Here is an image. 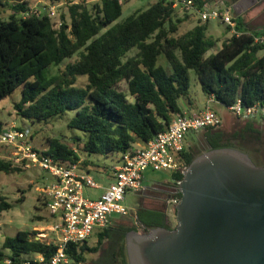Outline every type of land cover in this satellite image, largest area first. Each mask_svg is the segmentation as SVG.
<instances>
[{"label": "trees", "instance_id": "1", "mask_svg": "<svg viewBox=\"0 0 264 264\" xmlns=\"http://www.w3.org/2000/svg\"><path fill=\"white\" fill-rule=\"evenodd\" d=\"M63 1L48 0L47 13L31 11L27 2L13 4L10 18L0 17V101L21 88L22 97L14 104L20 116L31 122H47L71 111L68 125L83 132L73 137L74 146L49 137L45 154L74 163L80 160V152L125 153L137 141L148 142L165 131L177 115L185 114L181 100L191 97V70L198 74L203 91L226 106L239 98L245 106L264 102V54L259 55L264 44H255L251 34L232 35L217 51L210 52L217 44L208 36L210 22L199 21L192 29L179 33L185 17L178 15L169 0L150 2L121 22H116L123 12L121 0H97L91 5L89 0L71 2L56 27L49 9ZM196 1L202 6L209 0ZM0 4L4 5L1 0ZM235 20L239 30H264L249 26L241 15ZM133 50L137 52L129 55ZM162 56L166 64L160 62ZM62 64L65 66L58 73H49L52 66ZM79 76H87L85 85L77 84ZM123 82L127 90L122 88ZM256 119H247L233 138H258L261 130L255 126ZM221 126L204 130L209 145L206 151L237 148ZM197 156L186 140L180 160L190 165ZM15 171L21 168L0 158V174ZM183 176L173 172L177 188ZM176 194L181 197L180 191ZM12 207L2 197L0 210ZM137 216L146 231L158 226L174 227L160 211L139 210ZM120 227L121 232L114 235L112 227L106 228L96 246H87L86 241L72 243L67 254L75 261L73 264L85 261L87 252L99 251L104 240L113 237L121 242L126 259V235L138 231V227ZM37 234L19 230L15 236L7 235L0 249V262L7 257L21 261L30 253H43L49 260L57 246L37 238Z\"/></svg>", "mask_w": 264, "mask_h": 264}, {"label": "rangeland", "instance_id": "2", "mask_svg": "<svg viewBox=\"0 0 264 264\" xmlns=\"http://www.w3.org/2000/svg\"><path fill=\"white\" fill-rule=\"evenodd\" d=\"M4 5L0 4V17L3 20H8L11 14L14 12L11 5L27 2L31 10H40L41 13L48 12V0H1ZM80 0H64L63 2L55 5L56 16L52 17L55 22L56 27H59V22L62 20V14L67 12V5L71 2H77ZM97 0H89V4H93ZM123 5V12L120 18L116 22H121L127 17L132 15L135 11L144 9L148 6L150 2L155 0H121ZM242 0H224L223 4L216 5V1H211L214 6H220L225 9L227 5H234V16L241 15V19L246 21V23L255 28L264 27V0H259L257 3L252 5L248 12L244 13L243 6L239 5ZM238 3V4H237ZM242 7V8H241ZM236 16V17H237ZM183 17V16H180ZM235 17V18H236ZM197 18L194 16L185 15V21L180 25L179 33L186 32L192 29L197 23ZM108 27L105 28V30ZM209 38L217 40V44L214 49L210 52L217 51L222 42L230 37V31L228 30L227 24L220 19L210 20L208 28ZM137 50H133L129 55H133ZM264 50L260 51L259 55H263ZM67 62V60L65 61ZM160 62L166 64L165 58L160 57ZM61 66H52L49 73L56 74L59 72ZM192 84L190 88L191 97L194 102H196L199 107H204L207 104V94L202 89V84L198 74L191 70ZM87 82V76H79L77 84L80 86L85 85ZM122 88L127 90V85L125 82L122 83ZM22 97L21 88H17L13 93L0 101V123H2V128L0 132L7 126L16 125L19 127H30L33 132V143L36 148L43 150L48 145L49 137H58L70 145H75L73 142V137L75 135H83L80 129L72 128L68 125L73 112H68L62 117L52 118L49 121H35L31 122L27 118L20 116L15 107V102L19 101ZM183 99L181 104L183 105ZM216 110L219 111L223 118V123L221 129L227 132L231 137V142L238 149L247 152L254 162L259 165H264V120L257 118L258 123L255 125L261 130V134L258 138L251 136H246L242 139L239 135L233 138L238 131L245 127V121L238 119L234 116L229 108L224 104L211 103ZM231 115L230 117H228ZM228 117V118H226ZM197 140L192 139V133L188 134L186 140L187 145L193 148V151L200 155L205 152L208 148L206 138L204 135V130L194 133ZM12 148L8 145L0 143V158L11 160ZM121 153H111L109 155H99L80 152V156L90 159L91 162L96 163V165L90 166V172L97 181H102L103 179L109 182V178L105 177L103 169L105 167H112L117 162ZM89 158V159H88ZM12 161V160H11ZM13 162V161H12ZM14 165L21 168V171H15L12 173L1 172L0 174V202L2 197L8 203L13 205L10 209L0 210V249H2V244L7 235L15 236L19 230H29L38 232L37 236L39 238L45 239L46 241H54L55 234L51 230L50 225L53 222V217L50 215L46 200L44 197V189L47 184L54 180V177L46 171L41 170L38 167H22L14 163ZM173 180V171L169 169H155L149 167L144 172V178L142 184L145 187H152L157 183H162L166 181ZM104 182V181H102ZM106 182V181H105ZM98 189H88L86 188V194L96 198L98 195ZM173 191H176L174 189ZM22 198L24 201L19 202ZM144 195L141 191L129 190L126 194L125 199L122 203L128 208L129 213L127 215L113 214V220L115 222L122 221L128 225L138 226V231L141 233H148L145 227L137 219V214L141 206L143 205ZM170 223L175 226L177 224L176 211L174 209L173 215L171 216ZM98 229V228H97ZM98 240V235L95 233L91 238L88 239L90 245H95ZM104 249L98 253H88L87 263L85 264H112V250L111 246L105 244ZM9 253V250H5ZM100 255V257H99ZM30 258L35 257V253H30L25 255ZM102 256V257H101ZM3 264V262H0Z\"/></svg>", "mask_w": 264, "mask_h": 264}, {"label": "built area", "instance_id": "3", "mask_svg": "<svg viewBox=\"0 0 264 264\" xmlns=\"http://www.w3.org/2000/svg\"><path fill=\"white\" fill-rule=\"evenodd\" d=\"M179 16L191 15L199 21L220 19L230 27L232 35L251 34L255 44H264V30L259 33L239 30L233 14L234 5L225 9L214 6L209 0L200 6L196 0H169ZM216 5L224 0H214ZM50 16H56L55 5L50 7ZM33 11V10H31ZM61 23L59 22L58 25ZM215 98L213 97V100ZM229 110L242 120L264 118V102L243 105L239 98ZM221 116L208 104L195 114L177 115L165 131L157 134L144 146L122 153L121 163L114 169V181L98 198L84 194L86 187L96 188L98 183L89 172L82 168V160L68 162L57 160L45 154L32 143L33 132L30 127L10 125L0 132V143L12 148L11 160L22 167L35 166L49 172L54 181L46 185L44 197L47 209L57 222L51 230L57 234L52 242L57 250L46 260L43 253H35L34 258L25 256L21 261L7 257L3 264H70L67 251L72 243L82 244L89 239L96 228L105 229L112 224L113 214L127 215L128 208L122 203L129 190L142 191L144 172L149 168L169 169L183 175L189 169L185 160H180L186 138L210 127L222 125ZM76 152L78 150L74 148ZM178 190V191H177ZM169 201L175 209L181 197L176 193ZM39 238V236H37Z\"/></svg>", "mask_w": 264, "mask_h": 264}, {"label": "water", "instance_id": "4", "mask_svg": "<svg viewBox=\"0 0 264 264\" xmlns=\"http://www.w3.org/2000/svg\"><path fill=\"white\" fill-rule=\"evenodd\" d=\"M178 187L177 224L130 231L129 264H264V165L235 147L211 148Z\"/></svg>", "mask_w": 264, "mask_h": 264}, {"label": "crops", "instance_id": "5", "mask_svg": "<svg viewBox=\"0 0 264 264\" xmlns=\"http://www.w3.org/2000/svg\"><path fill=\"white\" fill-rule=\"evenodd\" d=\"M231 5V4H230ZM234 14V12H233ZM185 17V16H183ZM236 17V16H235ZM199 20L197 19V22L198 23ZM210 22V21H209ZM230 37H231V33H230ZM183 108H184V111L185 113H188V114H195V113H198L200 112L201 110H203L208 104L211 103H217V104H220L221 102L217 101V100H213V96H208L207 95V104L204 106V107H199V105L193 101L192 97L189 98H185L183 99ZM222 104V103H221ZM212 108L217 111L219 113L218 110H216L213 106V104L211 105ZM232 113V112H231ZM220 114V113H219ZM233 114V113H232ZM221 115V114H220ZM234 115V114H233ZM231 115H229L228 117H230ZM235 116V115H234ZM226 117V118H228ZM34 136V135H33ZM32 143H33V139H32ZM34 144V143H33ZM146 144V142H142V141H137L135 144H134V147L133 149H137V148H141L142 146H144ZM34 146L36 147V145L34 144ZM46 148H43V150H46L48 145L45 146ZM81 160L83 161L82 162V168L84 170H86L87 172H89L91 174V170H90V166L91 165H96V163L94 162H91L90 159L87 160L86 158L80 156ZM87 161V162H86ZM122 161V153L120 155V157L118 158L117 162L115 163L114 166L112 167H105L103 169L104 173H105V177L109 178V182H107V180L103 179L102 181H97L98 183V187H96L95 189H98V195L96 196V198H98L102 193H104V191L109 187V185L114 181V169L116 166H118ZM86 162V163H85ZM97 166V165H96ZM92 175V174H91ZM54 181V180H53ZM106 181V182H105ZM88 189H93L92 187H86ZM86 188L84 190V194L87 196V197H90V198H93V196L91 195H87L86 194ZM174 189H177L176 185H175V182L174 180H171V181H166V182H162V183H157L155 184L154 186L152 187H145L144 186V189L141 191L142 194L144 195V201H143V205L141 206V208L139 210H144V211H160V212H163V213H166L167 217H168V220L170 221L171 219V216L173 215V212H174V209L170 206L169 204V201L170 199L172 198V196L175 194V191H173ZM94 199V198H93ZM138 217V216H137ZM138 219V218H137ZM125 220V219H124ZM118 221V222H115L113 219H112V224L109 226V227H112V232H113V235H114V232L116 234L120 233L121 232V227L120 225L122 226H125V227H130L132 225H128V224H125L123 221ZM139 220V219H138ZM57 222V218L53 217V222L52 224L50 225V227H52L55 223ZM140 222V221H139ZM142 224V223H141ZM145 229L147 230L146 226L144 224H142ZM138 227V226H137ZM106 229V228H105ZM105 229H101V228H96L95 231L93 232V234L89 237L91 238L95 233L98 235V240L96 242L95 245H90L88 243V240L86 241V244L87 246H96L98 244V241H99V238L101 236V234L105 231ZM139 230V229H138ZM130 232V231H129ZM128 232V233H129ZM127 233V234H128ZM55 234V238H57V234ZM127 236V235H126ZM105 244H107L108 246H111L113 248L112 250V259H111V262L112 264H129V259H128V255H127V258L125 259V257L122 255L121 253V249H122V244L119 240H116L114 241V237L113 239H106L104 240L102 246H101V249L97 252H87L86 255L88 253H98L101 252L105 246ZM127 250V249H126ZM25 257V256H24ZM100 257V255H99ZM102 257V256H101ZM75 263V261L72 259L70 264H73ZM87 263V257L85 256V261L83 262H80L79 264H85Z\"/></svg>", "mask_w": 264, "mask_h": 264}, {"label": "flooded vegetation", "instance_id": "6", "mask_svg": "<svg viewBox=\"0 0 264 264\" xmlns=\"http://www.w3.org/2000/svg\"><path fill=\"white\" fill-rule=\"evenodd\" d=\"M235 1H238V0H235ZM259 0H242L239 5L241 4L243 6V10L242 12L246 13L249 11L250 7L252 5H254L255 3H257ZM238 4V3H237ZM240 5V6H241ZM242 8V7H241ZM218 132V131H217ZM216 131H213V134L217 133ZM209 147V145H208ZM173 226V225H172Z\"/></svg>", "mask_w": 264, "mask_h": 264}]
</instances>
